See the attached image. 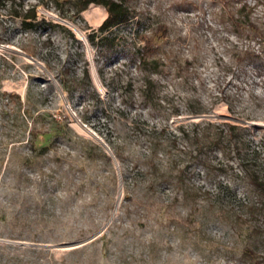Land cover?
Listing matches in <instances>:
<instances>
[{
  "label": "rangeland",
  "instance_id": "374dc122",
  "mask_svg": "<svg viewBox=\"0 0 264 264\" xmlns=\"http://www.w3.org/2000/svg\"><path fill=\"white\" fill-rule=\"evenodd\" d=\"M190 1L195 9L178 6ZM227 1L128 0L143 15L107 32L122 38L109 59L86 39L107 15L102 6L75 14L67 1L60 10L40 3L39 16L53 26L32 30L0 11V94H15L19 110L0 147V264H264V227L251 231L242 206L252 195L248 179L264 181V70L237 69L247 41L227 19L244 2L252 16H264V0ZM160 22L169 35L156 37V64L145 68L155 82L146 107L134 91L143 76L126 53ZM84 68L95 93L64 92L59 79L72 81ZM199 102L205 112L191 114ZM38 112L46 116L36 119ZM51 119L58 134H42ZM205 121L248 127L237 150L222 142L208 151L206 166L180 154L195 146L192 134ZM150 141L160 158L180 155L173 167L199 189L196 202L168 205L165 184L153 196L141 191L139 158ZM247 247L253 255H243Z\"/></svg>",
  "mask_w": 264,
  "mask_h": 264
},
{
  "label": "trees",
  "instance_id": "16d2710c",
  "mask_svg": "<svg viewBox=\"0 0 264 264\" xmlns=\"http://www.w3.org/2000/svg\"><path fill=\"white\" fill-rule=\"evenodd\" d=\"M66 1L74 4L75 14H80L90 4L99 5L105 9L107 13L105 19L96 29H92L87 34L86 39L95 52H98L99 56H103L106 59L117 55L120 47H122L120 43L122 38L110 35L107 32L114 26L128 23L137 15H143L142 12H138L134 7L128 5V0H36L34 3L30 0H0V11L5 12L4 15L6 18L13 23H17L22 30H32L53 26L51 21L46 20L45 17L39 16L37 7L40 3H45V5L50 3L55 9L60 10L61 4ZM221 1L228 4L227 0ZM232 2L236 4L237 0H232ZM178 6L181 10L188 11L190 9H195L197 3L190 1L179 4ZM251 10L252 7L247 6L245 2L241 4L238 3V7H233L229 11L227 19L235 37L239 40L247 41V44L244 45L243 49L240 50V53L237 55V69L250 67L255 70L257 74L261 75L264 70V16H252L250 14ZM0 18H3V16ZM168 35L169 26L164 22L157 23L150 29L149 33L142 32L139 34L138 39L142 45H138V47L133 46V49H130L129 53H126V55L130 56V60L134 63L135 68H137L139 73L143 76L134 91L135 94L137 93L136 96L138 100L146 107H150L153 104L151 90L155 82L151 75L152 73H148L145 68L151 64H154V66L156 64L154 55L159 50L157 42L155 41L156 37H166ZM23 50L27 54L32 55V53L27 50ZM194 62V56L185 58L183 60L184 68L187 69L188 66L194 65ZM59 80L63 91L66 93L71 94L76 89L83 91L86 90L87 87L92 88V91L95 93L87 68H84L80 75L73 76L72 81H68L64 77ZM13 98H17V96L6 91L0 94V147L4 142L3 140L14 130V126L10 125L11 119H9V117H15L17 114L19 115V110L12 107L14 104ZM229 98L230 96H224L221 100L227 105L228 110L233 112L232 104L228 101ZM200 104L199 102L200 107L196 110H192L191 114L205 112L204 106ZM45 116L46 114L38 112L35 118H43ZM52 123H55L54 119H51V122H49L48 127L42 131V134L47 136L58 134L59 129L53 126ZM204 124L200 132L192 134L196 147H189L187 145V148H184L185 151L180 153L181 155L186 153L190 156L191 160L204 166H206L207 152L220 149L222 142L225 143L227 147L237 150L242 133L248 128L247 126L227 121L222 123L205 121ZM210 129H213L212 132ZM179 130L180 136L187 140L189 133L185 132L183 128ZM34 132V137H37L38 133H36V131ZM33 148L36 149V147ZM41 148L44 147H40V149ZM155 148L154 144L150 141L147 154L139 158L143 165L138 174L140 175L138 178L141 181V191L146 195L153 196V194L157 193V188L165 184L171 191L168 197V205L178 202L184 204L187 202H196L199 189L194 185H189L182 181L179 170L173 167L175 159L180 155L167 154L166 151H163V157L160 158L157 156V149ZM246 189L250 191L252 195L251 198L242 202V206L245 209L243 222L248 228H251V231L257 233L260 228L264 227V223L262 222L264 220V181L259 177H252L248 179ZM202 192L205 197H208L209 192L207 189H203ZM219 211L220 210L217 212ZM189 215H192L191 210L189 211ZM254 252L255 249L247 247L243 255H253Z\"/></svg>",
  "mask_w": 264,
  "mask_h": 264
},
{
  "label": "water",
  "instance_id": "95a60500",
  "mask_svg": "<svg viewBox=\"0 0 264 264\" xmlns=\"http://www.w3.org/2000/svg\"><path fill=\"white\" fill-rule=\"evenodd\" d=\"M28 59H31L32 60V57L31 56H26ZM196 117H204L203 115L202 116H196ZM221 118H224V119H226V120H228V121H235L236 119H233V118H231V117H227V116H221ZM107 149V151H110L109 150V148L107 147L106 148ZM121 189V188H120ZM120 190H119V196H120ZM119 201V200H118ZM116 206H118V202H117V205ZM102 231V229L99 231V232H97L96 234H94L92 237H90L89 239H87V240H85L84 242H86V241H88V240H91L92 238H94L97 234H99L100 232Z\"/></svg>",
  "mask_w": 264,
  "mask_h": 264
}]
</instances>
